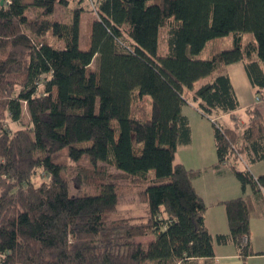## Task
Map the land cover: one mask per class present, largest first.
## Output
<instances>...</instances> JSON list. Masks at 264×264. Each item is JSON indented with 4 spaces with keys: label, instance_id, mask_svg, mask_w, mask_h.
Returning <instances> with one entry per match:
<instances>
[{
    "label": "trees",
    "instance_id": "16d2710c",
    "mask_svg": "<svg viewBox=\"0 0 264 264\" xmlns=\"http://www.w3.org/2000/svg\"><path fill=\"white\" fill-rule=\"evenodd\" d=\"M58 8L71 12L68 20L55 18ZM86 13L93 17L83 37ZM245 33L255 40L244 45ZM229 35L233 49L219 42L199 58ZM235 63L264 102V0H0V264L213 258L207 206L194 187L201 171L175 160L191 144L182 106L193 91L213 121L216 167L230 165L244 190L264 198L249 169H239L240 157L247 165L264 160V111L249 107L244 125L235 117L241 106L225 71ZM25 111L29 126L11 128ZM226 114L232 126L217 119ZM85 159L98 192L71 196L64 168L83 170ZM38 170L48 178L39 186ZM119 180L142 186L141 216L129 200L121 208ZM223 205L230 234L215 240L233 241L244 259L253 254V197Z\"/></svg>",
    "mask_w": 264,
    "mask_h": 264
},
{
    "label": "crops",
    "instance_id": "0c3cea01",
    "mask_svg": "<svg viewBox=\"0 0 264 264\" xmlns=\"http://www.w3.org/2000/svg\"><path fill=\"white\" fill-rule=\"evenodd\" d=\"M219 42H222V40L216 39L212 47ZM210 55L211 52L207 58ZM199 58H201V55ZM225 71L229 74L231 84H233L235 94L238 96L241 106L235 115L240 119V123L244 125L248 121L246 110L249 107L257 105L254 88L249 83L242 63L229 65L225 68ZM207 79V81L201 84L199 83L198 86H196L197 82L195 89H198L213 78ZM192 93L193 91L188 93L189 98L187 99V103L182 106L183 114L190 121L192 131L191 144L178 148L175 161L178 164L185 165L189 170L201 171L200 175L194 180V187L207 206L204 220L207 231L214 237L213 248L215 256L210 259H190L187 264H264V198L255 199L251 187L244 190L230 165L224 164L218 166V168L216 167L217 152L214 141L215 130H213V121L203 115L196 107ZM217 119L224 126H232L234 122L230 114L221 115ZM240 168H248L254 176L264 177V160L251 163L247 166L240 163ZM242 196L253 197L254 207L250 222L251 234L249 237L253 254L244 259L241 257L233 241L226 244H219L215 240L216 236L220 234H230L226 208L223 202L241 198ZM147 238H154V236Z\"/></svg>",
    "mask_w": 264,
    "mask_h": 264
},
{
    "label": "rangeland",
    "instance_id": "374dc122",
    "mask_svg": "<svg viewBox=\"0 0 264 264\" xmlns=\"http://www.w3.org/2000/svg\"><path fill=\"white\" fill-rule=\"evenodd\" d=\"M26 3H30L31 0H24ZM87 4L90 5V2H87ZM75 5H72L71 8H73ZM71 10V9H70ZM55 14V18L60 20V21H65L68 20L69 16L71 15V12L65 8V9H60L58 8L56 10ZM93 17L90 13H86L85 15H83L82 18V35L83 37L85 36V29H86V22L88 20V18ZM244 45L250 41H254V37L251 33H245L244 37ZM216 39H213L211 42H209L206 47L203 49L202 53H201V58H207L209 56V50L212 47V44L214 43ZM221 42V49L224 50H230L234 48V42L232 39V35L229 36H225L223 37ZM52 44H56L58 46H62L61 43L57 42L56 40H51ZM97 61H95L93 63V67H96ZM208 79H204L203 81H200L196 84V86L199 85V83H203L205 81H207ZM257 102V101H256ZM259 106V108H261L264 111V102L260 101L257 102V105ZM237 119L238 117L235 116ZM11 128L13 129H20V128H25L29 126V116H27V113L25 111V118L23 119V121L21 123H11ZM60 158H64V154H62V156ZM68 165L64 168V170H66L65 174L68 177L69 181L71 182L70 184V193L71 196H82L84 194H92L95 192H98V187L94 186V184L92 185L89 180L90 179H94V175L93 174V169L92 167L89 165V162L87 159L83 160V165H84V169H80L82 168L81 166L78 165H73V163L71 162H67ZM242 165V164H241ZM109 171L111 174H117L115 168L109 167ZM88 175H91V178L86 179ZM96 179H98V177L96 176ZM99 180V179H98ZM43 181H48L47 175H45L42 171L38 170L37 175L34 178V183L39 186V184H41ZM119 186H120V190H121V208L125 209L127 206V203L129 200V202L132 204V206L135 208V215L137 216H141L142 215V203L141 201H139V197H138V193L140 192V190L142 189V186L140 187H128L126 186V181L124 180H119ZM131 198V199H129ZM119 218V217H117ZM154 238H145L142 237L141 239H139L138 241L140 242H147V241H153Z\"/></svg>",
    "mask_w": 264,
    "mask_h": 264
},
{
    "label": "built area",
    "instance_id": "2783aa9c",
    "mask_svg": "<svg viewBox=\"0 0 264 264\" xmlns=\"http://www.w3.org/2000/svg\"><path fill=\"white\" fill-rule=\"evenodd\" d=\"M257 102H259L258 99H257ZM240 160H241V162H243L244 165L247 166L246 162L244 161V159H243L242 157H240ZM254 177H255L254 179H255L256 183L258 184V186H259V188H260L262 194L264 195V185L260 184V182H259V180H258V177H256V176H254Z\"/></svg>",
    "mask_w": 264,
    "mask_h": 264
}]
</instances>
